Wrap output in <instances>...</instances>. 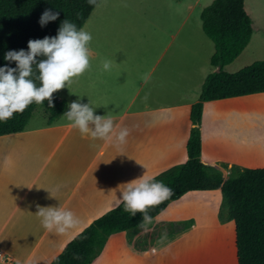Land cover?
<instances>
[{
  "label": "crops",
  "instance_id": "0c3cea01",
  "mask_svg": "<svg viewBox=\"0 0 264 264\" xmlns=\"http://www.w3.org/2000/svg\"><path fill=\"white\" fill-rule=\"evenodd\" d=\"M112 1L125 5L123 0H105L104 9L110 8ZM211 2L212 0H156L158 13L149 11L152 19L161 18V11L184 10L180 26H184L192 18L191 28L182 31L183 27H178L175 33L166 35L153 25L152 35L156 38L152 39L151 45L158 49L154 63H147L145 66L143 63H112L110 70L103 68L102 79H95L93 76L86 78L87 86L91 88L89 92L96 94V84L103 86L100 93L103 97L109 95L111 99H125L123 111L115 125L124 117H132L124 127L130 133L135 132V137L127 139L123 145L116 147L117 144H114L108 157L100 162L91 176L86 191L78 192V198L72 203H68L67 196H64L62 179L59 183L55 181V188L50 193L44 183H40L38 191L31 194L39 179L37 174L25 178L27 184L24 190L15 195L9 186L12 184V177L18 179L17 175L5 170L10 169L16 160L14 150L28 148L31 158H36L38 145L43 142L17 139L18 136L27 135L26 131L0 137V148L9 149L0 156V197L5 193L14 198L10 210L0 205V264H50L94 219L121 204H117V201L127 183L138 178H153L186 160L187 140L192 127L190 106L197 101L204 78L214 71L209 65L213 45L202 33L199 20L202 8ZM140 10L144 8L140 7ZM243 10L251 20V35L243 51L224 66L223 71L229 69L242 55L244 57L250 51L264 50V0H243ZM176 36V50L205 49L209 55L208 63L204 66L193 63L195 54L191 55L188 63H173L171 60L161 63ZM166 37L167 41L164 43ZM96 64L91 63V75H94ZM98 64L103 67V63ZM137 67L140 68L138 72ZM151 78L154 79L151 81ZM149 81L152 84L143 96L147 102L136 110H130L133 100L142 93ZM170 81L177 82L178 89L172 90L169 87ZM165 97H172L170 104L159 102ZM259 99L264 100V92L202 103L198 124L199 158L203 164L220 172L223 180L230 176L231 166L264 168V107L257 109L262 116L260 121L248 117L249 114L256 113L250 104ZM54 123L46 130L56 129L58 126ZM113 155L118 156L115 172L101 175V170L110 163ZM93 159L95 160V156ZM98 180L100 183H96ZM5 188L7 189L3 191ZM29 196L26 207L19 212ZM219 202V190L187 192L169 202L152 218V222L145 226L146 231L139 227L128 234L118 232L109 236L91 264H189L186 249L190 247L192 238L196 254L202 251L203 242L213 241V238L214 241L219 240L222 229H227L231 233V239L234 238L233 222L219 224L217 221ZM38 205L70 209L80 220V224L64 234L55 230L50 232L42 226L41 218L36 215ZM232 243L234 244V239ZM175 247L178 248L177 253ZM202 258L197 254L194 264H206ZM233 264H236L235 247Z\"/></svg>",
  "mask_w": 264,
  "mask_h": 264
},
{
  "label": "trees",
  "instance_id": "16d2710c",
  "mask_svg": "<svg viewBox=\"0 0 264 264\" xmlns=\"http://www.w3.org/2000/svg\"><path fill=\"white\" fill-rule=\"evenodd\" d=\"M99 1L93 4L89 0H0V67L16 68L14 61L5 60L6 53L27 52L30 40L55 37L65 19L81 29ZM49 9L59 16L41 27L40 18ZM199 20L202 33L213 45L209 65L213 70L218 68V72L212 71L204 78L197 101L190 106L192 127L186 160L151 178L172 189V195L150 208L148 214L154 218L169 202L187 192L219 190L216 218L219 224H234L236 264H264V168L231 166L230 176L223 180L220 172L201 162L198 130L203 102L264 92V60L231 74L222 70L239 56L251 35V20L243 10V0H212L200 11ZM36 75L34 71V79ZM35 82L39 86V81ZM53 105L49 108L47 101L33 102L22 114L15 113L12 119L0 121V137L23 132L36 108L43 110L46 124H52L64 113L66 102L54 93ZM141 222V213L133 216L121 203L81 230L50 264H91L109 236L135 231Z\"/></svg>",
  "mask_w": 264,
  "mask_h": 264
},
{
  "label": "rangeland",
  "instance_id": "374dc122",
  "mask_svg": "<svg viewBox=\"0 0 264 264\" xmlns=\"http://www.w3.org/2000/svg\"><path fill=\"white\" fill-rule=\"evenodd\" d=\"M104 1H99L82 27L92 35L89 47L92 51L90 63H97L94 75L87 71L79 78H74L71 84L66 85L65 88L55 93L58 99L66 102L64 113L54 123L58 126L56 129L46 130L49 125L46 124L44 112L41 108H36L23 131H26L27 135L17 137L20 140L35 139L43 143L38 145L36 158H31L28 148L14 150L16 151V160L10 169L5 170L17 175L18 179L16 180L15 177H12L13 181L9 186L15 195L20 194L24 190L27 184L25 178L34 174H37L39 179L31 194L38 191L40 183H44L50 193V190L55 188L54 183H59L61 179L64 196H67L68 203H72L78 198V192L86 191L91 176L96 171V168L99 167L100 162L108 157L107 155L110 154V149L115 142L93 139L90 136L82 135L77 128L71 126V122L64 115L70 110L69 105L72 102L79 101L81 104H89L93 107L94 116H111L115 123L123 111L125 103V99L115 100L111 99L109 95L103 97L100 94L103 86L94 84L96 94L89 92L91 88L87 86L86 78L93 76L95 79H102L103 67L98 63H103L104 60H110L112 63H143L144 66L147 63H154L158 49L151 45L152 39L155 40L156 38L152 35L153 25L160 28L167 35L170 32L175 33L178 27H183L182 31L191 28L193 23V19L190 18L184 26H180V18L184 14V10L173 11L169 9L168 11H161L159 13L161 18L152 19L150 17L152 14L149 11L158 13L156 0H123L125 5L112 1V6L110 8L107 7V9H104ZM140 7H143L144 10L141 11ZM202 37L204 40L206 39L204 36ZM163 41L165 43L167 37ZM205 41L211 45L208 40ZM176 43H178L177 36L172 43L173 45L165 52L161 63H166L169 60L173 63H182L183 61L188 63V59L194 54L193 63H197L200 66L208 63L209 55H207L208 53L205 49L199 51L191 48L182 51L179 48L176 50ZM263 60L264 50L250 51L248 55L246 54L244 57L242 55L229 69L223 72L227 74H231L229 72L235 73L253 62ZM136 69L137 72L140 71L139 67ZM152 79L154 78H151V81ZM151 81L147 82L142 93L133 100L130 110H136L144 102H147L143 96L146 90L150 88ZM129 82L131 84L130 79ZM177 86V82L172 83L170 81L169 87L172 90L178 89ZM172 100V97H165L159 102L170 104ZM148 102L150 103L151 100ZM250 106L255 108L256 113L255 115L253 113L249 114L248 117H254L260 121L262 116L257 109L264 107V100H255ZM131 118L127 116L120 119L117 126L124 127ZM132 137H135V132L130 133L127 139ZM8 150L0 148V156ZM117 150L120 152L119 147ZM94 156L95 160L93 159ZM117 158L118 156L113 155L110 163L101 170V175L115 172ZM96 183H100V181L98 180ZM7 188L3 189V191ZM29 198L30 196L21 205L19 212L24 210ZM13 201L14 198L9 197L5 193L4 196L0 197V205L6 210L12 208ZM220 233L219 240L214 241L213 238V241L203 242L202 251L197 253L199 257H203L202 259L206 261V264H233L234 244L232 243L231 233H228L227 229H222ZM174 250L175 253L178 252L177 247ZM186 254L188 255L187 263L189 260V264H194V258L197 254L195 253V241L193 238L190 247L186 249Z\"/></svg>",
  "mask_w": 264,
  "mask_h": 264
},
{
  "label": "clouds",
  "instance_id": "9594fccd",
  "mask_svg": "<svg viewBox=\"0 0 264 264\" xmlns=\"http://www.w3.org/2000/svg\"><path fill=\"white\" fill-rule=\"evenodd\" d=\"M95 3V0H89ZM58 12L45 10L40 18L41 27L55 21ZM92 35L83 28L77 29L74 23L65 19L55 37L42 40H30L28 51H9L5 60L15 62L16 68L0 67V121L13 118L15 113H23L33 102H48L52 108L53 94L71 84L91 68L92 51L89 47ZM38 57L43 59L38 60ZM35 66V69L34 67ZM112 61L104 60V70H110ZM35 73L38 75L33 78ZM39 81V86L36 84ZM64 115L82 135L123 145L127 142L130 130L115 125L111 116H94V108L79 101L69 105ZM117 204L123 203L124 210L133 216L142 214L140 227L152 222L148 214L150 208L160 204L172 195V189L162 182L151 178H138L126 184ZM58 190V189H57ZM36 215L41 218L42 226L48 231L55 230L60 234L76 228L80 220L70 209L60 207L37 206Z\"/></svg>",
  "mask_w": 264,
  "mask_h": 264
},
{
  "label": "water",
  "instance_id": "95a60500",
  "mask_svg": "<svg viewBox=\"0 0 264 264\" xmlns=\"http://www.w3.org/2000/svg\"><path fill=\"white\" fill-rule=\"evenodd\" d=\"M214 72H218V68L214 69Z\"/></svg>",
  "mask_w": 264,
  "mask_h": 264
}]
</instances>
